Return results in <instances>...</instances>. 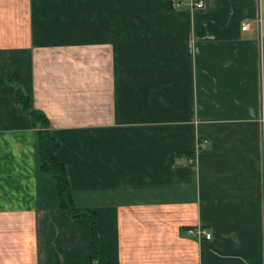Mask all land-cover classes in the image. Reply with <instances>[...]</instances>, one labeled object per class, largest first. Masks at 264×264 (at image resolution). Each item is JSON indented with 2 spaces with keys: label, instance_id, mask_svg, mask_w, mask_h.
Instances as JSON below:
<instances>
[{
  "label": "crops",
  "instance_id": "1",
  "mask_svg": "<svg viewBox=\"0 0 264 264\" xmlns=\"http://www.w3.org/2000/svg\"><path fill=\"white\" fill-rule=\"evenodd\" d=\"M178 1L0 0V81L46 116L105 264H264V0ZM15 87L0 264H89L90 225L60 209Z\"/></svg>",
  "mask_w": 264,
  "mask_h": 264
},
{
  "label": "trees",
  "instance_id": "2",
  "mask_svg": "<svg viewBox=\"0 0 264 264\" xmlns=\"http://www.w3.org/2000/svg\"><path fill=\"white\" fill-rule=\"evenodd\" d=\"M10 84H15L17 103L28 118L31 126L37 131V147L41 172L51 177L56 182L57 196L60 209L72 219H83L90 225L93 241L91 244V256L89 264H105L98 250L96 215L89 210H78L74 207L68 189V182L63 165L57 159L58 143L50 130V124L46 116L37 110L30 108V101L24 94L21 86L11 78L0 81V89Z\"/></svg>",
  "mask_w": 264,
  "mask_h": 264
},
{
  "label": "built area",
  "instance_id": "3",
  "mask_svg": "<svg viewBox=\"0 0 264 264\" xmlns=\"http://www.w3.org/2000/svg\"><path fill=\"white\" fill-rule=\"evenodd\" d=\"M182 3L179 2L178 0H170V6L173 10H179L182 7ZM188 7L193 10V9H202L204 7V2L199 0V1H189ZM243 30L248 29V25H243L242 26ZM206 147V141H202L197 145V151L204 150ZM185 236L187 237H193L198 240L204 239L206 241L211 240V233H209L206 229L202 227H195V228H188L183 231Z\"/></svg>",
  "mask_w": 264,
  "mask_h": 264
}]
</instances>
